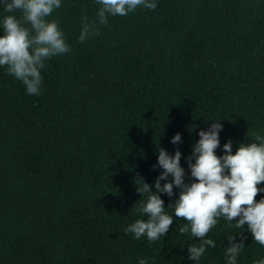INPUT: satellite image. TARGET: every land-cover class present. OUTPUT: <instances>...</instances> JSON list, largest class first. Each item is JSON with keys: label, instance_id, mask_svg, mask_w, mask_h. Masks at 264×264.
<instances>
[{"label": "trees", "instance_id": "1", "mask_svg": "<svg viewBox=\"0 0 264 264\" xmlns=\"http://www.w3.org/2000/svg\"><path fill=\"white\" fill-rule=\"evenodd\" d=\"M98 7L64 0L52 14L71 52L45 61L39 96L0 68V264H193L187 246L198 241L179 233L183 218L155 243L124 234L146 199L135 181L154 185L157 152L174 153L177 132L186 181L211 120L223 124L217 155L229 139L235 151L247 132L264 135V0H158L109 16L81 44V19ZM177 195H162L165 207ZM239 231L220 218L199 264H225ZM243 234L237 264H254L264 247Z\"/></svg>", "mask_w": 264, "mask_h": 264}, {"label": "clouds", "instance_id": "2", "mask_svg": "<svg viewBox=\"0 0 264 264\" xmlns=\"http://www.w3.org/2000/svg\"><path fill=\"white\" fill-rule=\"evenodd\" d=\"M63 2L0 0L3 12L8 13L0 17V68L6 67L7 74L22 83L27 95H40L45 61L71 52L59 20L51 18ZM95 3L99 6L95 19L89 20L87 15L81 19L77 38L81 44L99 36L109 16H127L138 8L154 11L158 7V0H95ZM16 12L21 15L17 17ZM221 120H211L210 126L198 132L199 139L186 158L187 181L178 147L182 143L181 134L177 132L170 138V143L177 146L174 153L159 148L153 170L162 171L154 185L142 178L135 181L138 192L146 199L139 200V207L134 206L136 214L142 218L127 225L123 229L125 235L155 243L165 238L174 218H183L187 223L179 228V233L190 234L198 241L187 246V258L199 264L207 249L216 247L208 234L223 218L230 227L240 229L238 234L226 237L225 264H237L245 248L244 231L264 247V195L256 199L258 194H264V135L253 133L250 136L247 132L252 142L240 143L235 151L229 139L222 146V154L217 155L223 131ZM174 189H178V195ZM162 195L169 198L177 195V198L165 207ZM138 264H156V259L138 258ZM254 264H264V258Z\"/></svg>", "mask_w": 264, "mask_h": 264}]
</instances>
